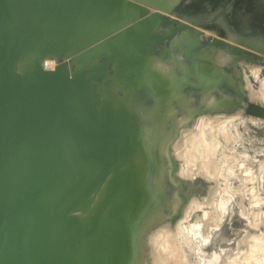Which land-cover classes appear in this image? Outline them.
<instances>
[{
    "label": "water",
    "instance_id": "water-1",
    "mask_svg": "<svg viewBox=\"0 0 264 264\" xmlns=\"http://www.w3.org/2000/svg\"><path fill=\"white\" fill-rule=\"evenodd\" d=\"M180 2L0 0V264H142L140 236L169 200L157 126L147 142L142 111L171 85L137 56L167 38ZM190 24L174 22L170 36ZM190 51L187 88L225 87L229 70L200 78L202 53ZM243 110L264 117L253 101Z\"/></svg>",
    "mask_w": 264,
    "mask_h": 264
},
{
    "label": "rangeland",
    "instance_id": "rangeland-1",
    "mask_svg": "<svg viewBox=\"0 0 264 264\" xmlns=\"http://www.w3.org/2000/svg\"><path fill=\"white\" fill-rule=\"evenodd\" d=\"M167 16L173 23L160 29L167 38L156 43L154 54L137 57L144 63L151 58L152 71L172 85L176 73L187 75L190 69L193 56L184 58L182 51L202 53V47L192 49L197 33L203 46L219 38L225 43L208 45L206 59L199 57L194 70L203 78L214 68H227L236 91L179 96V89L169 87L166 103L139 111L147 142L157 126L155 148L161 146L164 153L159 183H165L169 199L165 215L140 236L146 250L140 263L264 264V117L243 110L248 100L264 106V0H181ZM174 22L197 24L171 37ZM232 45L246 52L230 53ZM47 60L53 69L55 60ZM148 70L140 62L134 68L145 78L151 76Z\"/></svg>",
    "mask_w": 264,
    "mask_h": 264
},
{
    "label": "flooded vegetation",
    "instance_id": "flooded-vegetation-1",
    "mask_svg": "<svg viewBox=\"0 0 264 264\" xmlns=\"http://www.w3.org/2000/svg\"><path fill=\"white\" fill-rule=\"evenodd\" d=\"M201 48V47H200ZM200 48H197L196 50H199ZM205 49H207V51H208V49H209V47L207 46V44H205L204 46H202V55H201V57L200 58H202V60H204V59H206V57L203 55L204 53H206V51H205ZM205 65V64H204ZM183 73V72H182ZM182 73H180V74H177L176 73V75H178V76H176V79L175 80H173L172 81V83L174 82V84H172L171 86H170V88H173V87H175L174 89L176 90V89H180L181 87H183L184 86V88H183V90L180 92L179 91V96L182 94V93H184V92H188V88H187V81H186V78H185V75H183ZM228 73H230V74H227L226 75V73H225V75L227 76V84L225 85V87H223V89L227 92H231V91H233V92H235L236 91V83H235V80H234V78L232 77V74H231V71H229ZM189 92L190 93H192L190 90H189ZM194 92V91H193ZM227 92V93H228ZM199 93H206L205 92V90H202V91H200ZM167 94H169V90H168V93ZM166 93H164V95H161V100H160V103H162V101L163 102H165V100H166V97H165V95H167ZM166 103V102H165ZM167 105V104H166ZM166 122H167V120L166 121H164L163 122V125H166ZM162 125V124H161ZM159 126V125H158ZM154 142H155V140H154Z\"/></svg>",
    "mask_w": 264,
    "mask_h": 264
},
{
    "label": "bare ground",
    "instance_id": "bare-ground-1",
    "mask_svg": "<svg viewBox=\"0 0 264 264\" xmlns=\"http://www.w3.org/2000/svg\"><path fill=\"white\" fill-rule=\"evenodd\" d=\"M205 98H207V97H205ZM180 113H182V112H180ZM182 114H183V113H182ZM185 114H187V113H185ZM177 115H178V114H177ZM183 116H184V115H183ZM185 116H186V115H185ZM185 118H186V117H185ZM168 119H169V118H168ZM168 119H167V120H168ZM174 120H175V119H174ZM174 120L171 121V119H170L169 121L174 122ZM186 122H187V121H186ZM174 123H175V122H174ZM170 124H172V123H170ZM173 126H175V125L173 124ZM188 140H189V139H188ZM199 146H200V145H199ZM189 167H190V166H189ZM159 182H160V181H159ZM167 203H169V202H167ZM164 207H165V206H164ZM162 208H163V207H161L160 209H158L153 215H151V216L149 217V219H148V221H147V224H146L147 226H146V228H145L144 230H147V229H149L150 227H152L153 224H156V223H155L156 219H157V221H158V219H160L159 217H161L162 214L165 215V210H168V209H166V208H168V206H166V208H164V209H162ZM162 217H163V216H162ZM162 217H161V218H162ZM161 220H162V219H161ZM179 222H180V221H179ZM154 226H155V225H154ZM143 232H144V231H143ZM143 232H142V233H143ZM169 234L172 235V234H173V230H171V231L169 232ZM160 235H161V234H160ZM162 235H163V234H162ZM141 236H143V235L141 234ZM172 236H173V235H172ZM148 237H149V236H148ZM148 237H147V238H148ZM155 237H157V236H155ZM153 239H154V238H153ZM146 240L148 241V239H146ZM156 240H157V239H156ZM157 241H158V240H157ZM157 241H156V242H157ZM166 241H167V239H166ZM172 241H176V240H172ZM145 242H146V241H145ZM154 242H155V241H154ZM154 242H153V243H154ZM156 242H155V243H156ZM158 242H159V241H158ZM170 243H171V242H170ZM170 243H169V245H170ZM172 243H173V242H172ZM174 243H175V242H174ZM146 244H147V243H146ZM153 245H154V244H153ZM173 245L175 246V244H173ZM142 247H143V246H142ZM156 247H157V246H156ZM176 247H177V246H175V249H176ZM168 248H169V247H167V250H168ZM162 249H163V248H162ZM162 249H161V250H162ZM173 249H174V248H173ZM173 249H172V250H173ZM175 249H174V252H175ZM169 250H171V249H169ZM172 250H171V251H172ZM145 252H146V250H145V251L142 250L141 257H142V255H143ZM158 253H159V251H158ZM160 253H161V252H160ZM170 253H172V252H170ZM169 255L171 256V254H169ZM169 255H168V256H169ZM166 256H167V255H166ZM176 256H178V255H176ZM171 257H172V256H171ZM163 259H164V258H163ZM167 259H168V258H167ZM161 261H162V260H161ZM163 261H164V260H163ZM163 261H162V262H163ZM167 261H169V260H167Z\"/></svg>",
    "mask_w": 264,
    "mask_h": 264
},
{
    "label": "built area",
    "instance_id": "built-area-1",
    "mask_svg": "<svg viewBox=\"0 0 264 264\" xmlns=\"http://www.w3.org/2000/svg\"><path fill=\"white\" fill-rule=\"evenodd\" d=\"M49 62H51V61L45 59V60L42 62L43 67L48 68V69H51L52 66H50V65L48 66ZM53 63H54V62H53Z\"/></svg>",
    "mask_w": 264,
    "mask_h": 264
},
{
    "label": "crops",
    "instance_id": "crops-1",
    "mask_svg": "<svg viewBox=\"0 0 264 264\" xmlns=\"http://www.w3.org/2000/svg\"><path fill=\"white\" fill-rule=\"evenodd\" d=\"M173 35H176L175 33L173 34ZM152 55V54H151ZM150 59V61L152 60L151 58H149Z\"/></svg>",
    "mask_w": 264,
    "mask_h": 264
}]
</instances>
